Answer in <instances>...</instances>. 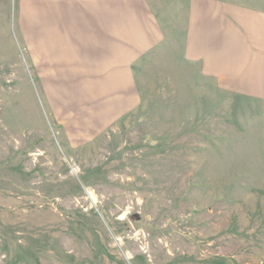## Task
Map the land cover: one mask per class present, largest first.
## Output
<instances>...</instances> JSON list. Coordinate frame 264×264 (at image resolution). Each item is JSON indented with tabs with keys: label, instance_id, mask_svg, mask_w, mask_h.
<instances>
[{
	"label": "rangeland",
	"instance_id": "obj_1",
	"mask_svg": "<svg viewBox=\"0 0 264 264\" xmlns=\"http://www.w3.org/2000/svg\"><path fill=\"white\" fill-rule=\"evenodd\" d=\"M103 1L99 51L38 33L71 0H0V264H264V0Z\"/></svg>",
	"mask_w": 264,
	"mask_h": 264
},
{
	"label": "crops",
	"instance_id": "obj_2",
	"mask_svg": "<svg viewBox=\"0 0 264 264\" xmlns=\"http://www.w3.org/2000/svg\"><path fill=\"white\" fill-rule=\"evenodd\" d=\"M70 3H44L37 6V30L42 32L43 37H50L56 35L58 39H53V45L59 44L60 46L64 42H71L70 37L72 32L75 30L76 35L80 39L74 41L76 45L88 43L95 45L98 50H102V37L103 31L106 30V22L108 18V4L103 0H71ZM134 2V1H133ZM121 8L125 7L124 4L119 5ZM197 9H200L201 17H197V27L202 28L204 26L203 16V4H198ZM138 10L134 6V12ZM43 19L49 25L42 24ZM120 24V39L118 40L122 45L130 44L131 41L125 35V27L133 26V28L139 29L140 25L134 22L133 18H127V15L123 12L120 13L119 17ZM213 20V18H212ZM214 21V20H213ZM136 23V24H135ZM246 32L248 34V42L245 52V92L252 99H256L260 102L262 108V123L264 124V14L258 11H251L246 21ZM49 28V29H48ZM51 30L52 33L45 30ZM119 26L117 31L114 32L111 29V33L119 34ZM61 31V32H59ZM119 36V35H118ZM61 37V39H60ZM83 38V39H82ZM68 39V40H67ZM85 39V42L83 41ZM40 41V40H39ZM42 41H51L48 39ZM77 42V43H76ZM133 43V42H132ZM42 44V43H41ZM46 44V43H44ZM43 44V45H44ZM70 52L74 53L73 56L61 55V59L68 58L70 60H77L75 50L78 48L69 47ZM75 49V50H74ZM86 49V45H85ZM72 60V61H73ZM98 66L100 67L101 64Z\"/></svg>",
	"mask_w": 264,
	"mask_h": 264
}]
</instances>
